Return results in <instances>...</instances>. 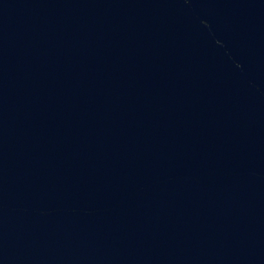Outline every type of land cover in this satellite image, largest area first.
Returning a JSON list of instances; mask_svg holds the SVG:
<instances>
[{"label": "water", "instance_id": "95a60500", "mask_svg": "<svg viewBox=\"0 0 264 264\" xmlns=\"http://www.w3.org/2000/svg\"><path fill=\"white\" fill-rule=\"evenodd\" d=\"M0 264H264V0H0Z\"/></svg>", "mask_w": 264, "mask_h": 264}]
</instances>
